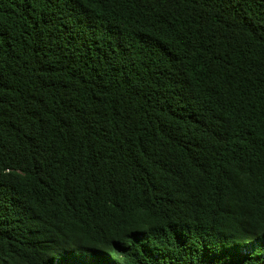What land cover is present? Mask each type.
Masks as SVG:
<instances>
[{
  "label": "trees",
  "instance_id": "trees-1",
  "mask_svg": "<svg viewBox=\"0 0 264 264\" xmlns=\"http://www.w3.org/2000/svg\"><path fill=\"white\" fill-rule=\"evenodd\" d=\"M0 264H264V0H0Z\"/></svg>",
  "mask_w": 264,
  "mask_h": 264
}]
</instances>
